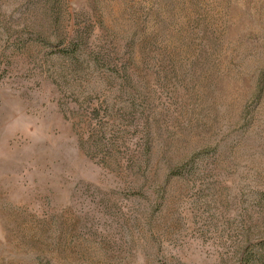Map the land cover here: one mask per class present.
<instances>
[{
	"label": "rangeland",
	"instance_id": "rangeland-1",
	"mask_svg": "<svg viewBox=\"0 0 264 264\" xmlns=\"http://www.w3.org/2000/svg\"><path fill=\"white\" fill-rule=\"evenodd\" d=\"M264 264V0H0V264Z\"/></svg>",
	"mask_w": 264,
	"mask_h": 264
},
{
	"label": "trees",
	"instance_id": "trees-1",
	"mask_svg": "<svg viewBox=\"0 0 264 264\" xmlns=\"http://www.w3.org/2000/svg\"><path fill=\"white\" fill-rule=\"evenodd\" d=\"M243 264H248V262H247V261H245V262H243Z\"/></svg>",
	"mask_w": 264,
	"mask_h": 264
}]
</instances>
